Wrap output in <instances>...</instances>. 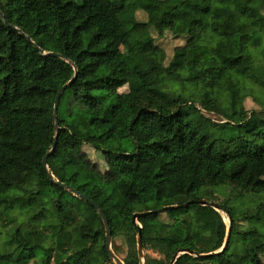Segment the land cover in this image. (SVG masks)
<instances>
[{
	"label": "trees",
	"instance_id": "trees-1",
	"mask_svg": "<svg viewBox=\"0 0 264 264\" xmlns=\"http://www.w3.org/2000/svg\"><path fill=\"white\" fill-rule=\"evenodd\" d=\"M167 35L177 42L169 57L157 43ZM263 43L264 0H0V220L14 223L0 230V264L112 263L97 211L41 164L56 133L48 172L99 205L111 240L126 245L124 264H141L134 213L202 198L230 216L225 249L215 252L226 237L220 212L192 203L138 218L155 222L141 228L144 249L158 254L145 264H171L181 249L196 256L173 264H238V253L240 264H264V116L241 103L245 81L264 88L253 62ZM69 61L77 73L56 130ZM84 144L102 148L104 170ZM224 186L231 193L217 202ZM242 193L254 206L238 205ZM52 216L55 231L38 223Z\"/></svg>",
	"mask_w": 264,
	"mask_h": 264
},
{
	"label": "rangeland",
	"instance_id": "rangeland-1",
	"mask_svg": "<svg viewBox=\"0 0 264 264\" xmlns=\"http://www.w3.org/2000/svg\"><path fill=\"white\" fill-rule=\"evenodd\" d=\"M139 16H141V13H139ZM208 24V16L204 15L201 16L199 19V25L203 28H206ZM158 44L161 45V47H163V49L166 52V55L169 57V55L171 54L174 45L177 43L174 41V39L170 36L167 35L164 38L157 40ZM263 46H260L259 48H255L253 50V62L254 65L257 67L258 69V74L260 75V70L262 71V76L260 77L263 81H264V53H262V48L264 47V43L262 44ZM131 82L132 84L135 86L138 83V78L136 76H134L133 74H131L130 76ZM244 90L241 91V94L243 95V99L241 101V103L243 104V106L246 108V110L250 111L252 109L254 110H258V111H262L261 114L262 116H264V88L260 87L259 85H252V83L250 81H245L244 82ZM126 87H121L119 89V91H126ZM197 106H199V104H197ZM201 112L209 117L210 119L214 120V121H223V119H221L220 115L214 114V113H209V112H205L204 110L201 109ZM216 128H212L209 127L208 131L211 134H214L215 136L219 135V132H217L215 130ZM125 140L122 141V143H124ZM83 150L86 152L87 156L89 157V159L94 162L95 164H97L98 168L100 170H104L106 168V163H105V159L102 153V148H96L92 145H88V144H84L83 145ZM243 165V161L241 160H237L232 162L231 164H229L226 169L228 173H232L238 169L241 168V166ZM216 194H217V202H221L225 197H227V195H230V191L228 187H220L218 189L215 190ZM231 201L234 202V198H231ZM216 202V201H215ZM255 200L253 199L252 196L242 193L238 196V205H240L241 207H252V205L254 206ZM221 216L223 217L224 222L226 223V226H228V218H227V214L222 211L219 210ZM16 213V212H14ZM161 219H165L164 215L161 216ZM59 222V218L58 216H52L49 217L45 220L39 221V224H45L48 225L52 230H56L57 225ZM137 222L139 223V225H141L142 230L147 233L150 232L154 229L155 227V222H149V221H143L141 219H137ZM14 227V223H11L7 220H0V230L1 231H7V229H11ZM6 241V237L4 236L3 233L0 234V251L4 250V243ZM52 241V239L50 237L46 238L44 240V242L42 243L43 247H46L50 244V242ZM112 241V240H111ZM111 249L113 250V252L120 258H124L125 254H126V245L124 243V241L118 237L115 238L112 243H111ZM9 250H11V247L9 248ZM13 250V249H12ZM11 250V251H12ZM149 254L151 256H158L157 253L151 251V250H145L144 249V255L145 254ZM234 261H236L238 264H240L242 262V254L238 253L236 255L233 256ZM110 264H115L114 261H112V263Z\"/></svg>",
	"mask_w": 264,
	"mask_h": 264
},
{
	"label": "water",
	"instance_id": "water-1",
	"mask_svg": "<svg viewBox=\"0 0 264 264\" xmlns=\"http://www.w3.org/2000/svg\"><path fill=\"white\" fill-rule=\"evenodd\" d=\"M4 21L7 23L6 20H4ZM35 47H36V49L40 50L37 46H35ZM47 54H49V55H58L59 57H62V55H60V54H58L56 52H48ZM69 62L71 63V65H72V67H73V69L75 71V74L73 75V77L69 81H67L65 84H63L56 92V95H55V98H54V106H53L54 126H55L56 130L58 129V125H57L55 119H56V112H57L59 98H60L61 94L63 93V91L67 88V86H69L73 82V80H74V78L76 76V73H77L76 65L74 63H72L71 61H69ZM56 139H57V133L54 136V140H53L51 149L43 156V158L41 160V164H42L43 168L47 171V174H48L50 180L54 184H56V185H58V186H60V187H62L64 189L68 190L73 195L77 196L78 198L87 201L97 211V214L101 218V220L103 222V225H104V229H105V246H106L109 258L112 261H114L115 264H124L122 259H120L113 252V250L111 249V238H112L111 237V227L109 225V222H108V219H107L105 213L99 207V205L96 202H94L93 200L89 199L86 195L77 192L75 189L71 188L67 184L62 183V182L54 179L53 175L48 172L47 159H48V156L50 155V153L55 148ZM192 203H196V204H199V205H208V206L214 208L217 211L220 210V208L218 207V205L215 202L207 201L206 199L202 198V199H190L187 202L181 203V204H174V205L164 206V207L159 208L158 210H154V211L136 212V213H134L132 215V222L135 225H137V227H138V231H137V235H136V249H137L138 258L141 260V264H145V255H144V247H143V242H142V231H141L142 227L137 222V219L141 218L145 214H148V213H151V212L159 213V212H163L165 210H170V209H173V208L184 207V206H187V205L192 204ZM227 218H228V226H226V237H225V240H224L221 248L219 250L215 251V252L224 250L226 245H227V242H228V239H229V235H230V226H229L230 225V216L227 215ZM183 253H189V254H192V255L196 256V253L194 251L190 250V249H181L177 253H175L171 264H173V262L176 260V258L179 257ZM210 254L211 253H202V254H199V256H208Z\"/></svg>",
	"mask_w": 264,
	"mask_h": 264
}]
</instances>
